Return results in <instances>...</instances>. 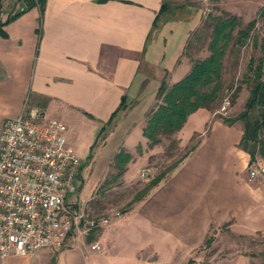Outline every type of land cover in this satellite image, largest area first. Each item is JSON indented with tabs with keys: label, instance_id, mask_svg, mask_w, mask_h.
<instances>
[{
	"label": "crops",
	"instance_id": "obj_1",
	"mask_svg": "<svg viewBox=\"0 0 264 264\" xmlns=\"http://www.w3.org/2000/svg\"><path fill=\"white\" fill-rule=\"evenodd\" d=\"M173 1L48 0L43 17L34 7L5 26L6 36L0 34V132L7 120L23 112H39L43 123L62 121L67 148L86 159L77 196L68 197V202L79 208L88 204L105 180L106 161L120 146L130 152L127 143L135 131L140 133L135 150L130 152V167L136 146L149 142L143 135L147 113L156 104L163 80L169 82L172 74L164 66L167 53L162 56L158 43L171 20L197 21V9L190 2H201L189 0L188 14L178 16ZM164 3L168 7L160 14ZM15 9H21L19 0H4L3 20ZM189 35L176 57H186L192 67L184 54ZM123 96H127L128 108L99 135ZM200 112H207V123L212 124L208 130L192 132L202 134L195 150L123 217L113 218L110 225L99 229L92 241L87 234L73 236L60 251L14 254L6 260L0 258V264H120L112 259L113 252L133 244L135 256L125 255L121 264H149L152 252L163 251L161 247L170 243L194 251L213 227L225 223H231V230H253L238 222L246 209L243 197L249 196L250 190H259L264 181H249L250 154L240 147L244 124L214 119L207 109L192 114L188 121ZM74 121L93 127L92 140L84 152L74 145ZM99 140L101 146L96 156L97 146L93 150L92 160L103 162L95 171H87L92 161L87 160L90 147ZM130 172L122 176L128 182ZM97 240L104 245L100 253L90 248ZM147 250L149 255L144 254Z\"/></svg>",
	"mask_w": 264,
	"mask_h": 264
},
{
	"label": "rangeland",
	"instance_id": "obj_2",
	"mask_svg": "<svg viewBox=\"0 0 264 264\" xmlns=\"http://www.w3.org/2000/svg\"><path fill=\"white\" fill-rule=\"evenodd\" d=\"M171 4L179 11L178 16L188 14L187 6L189 0H174ZM190 4L193 5V8L197 9V21H193L194 23H192V21L171 20L167 25V29L163 32L164 36L162 40L158 43L162 56H164L165 52L167 53L164 66L172 71L168 83H175L183 79L191 70L190 62L186 57H176L182 43H186L189 32L190 35L184 54L190 58L192 64L196 60L203 59L210 54L209 46L213 38L216 19L236 15L241 21V26L235 30L234 39L229 45L225 57V69L223 72L224 90L217 104L208 110L214 119L234 118L245 109L250 94L251 83L249 81L250 73L248 68L251 61L253 60L255 63H258L264 59V16H259L261 8L264 7V0H217L210 4L203 1H192ZM253 19H257L255 29L251 32L246 44L238 46L235 42L238 30L244 28ZM228 101L230 105H227V108L224 109ZM208 119L209 114L207 112H200L188 121L182 132L173 135L171 138H165L162 144L154 147L150 146L149 142L137 145L133 165L130 167L129 163L126 170L131 171L132 178L129 182L123 178L115 179L118 170L114 157L123 148L120 146L119 151L113 154L103 167V171H107L105 180L100 183L91 200L82 209L90 217L96 219L112 215H114L113 218L123 217L128 203L140 190L144 189L169 166L184 160L186 156L192 153H190V150L194 146H197L202 139L200 132L208 130L212 124L207 123ZM240 124L242 125V122ZM194 130L200 132L192 133ZM72 131L74 145L78 147L80 152H84L87 149L88 143L92 140L93 127L83 125L79 121H74ZM139 133L138 130L135 131L134 135L128 140L127 146L130 152L135 150V142L139 137ZM100 146L101 141L99 140L94 151L95 156ZM93 160L88 163L89 167L87 171H95L97 164L101 165L103 162L97 159L93 163ZM85 161L86 159L82 158V163ZM253 170L259 171L256 177L251 175ZM263 170L264 158L261 154H258L256 161L249 166L250 183L257 178L264 181ZM83 194H80L81 200L83 199ZM245 200L246 206L245 203L243 204L246 207L245 213L238 222L240 224H247L256 230L250 229L247 232H241L236 228L231 230L229 227L231 223H225L222 227H213L194 251L188 252L185 247H176L170 243L167 246L168 249L161 247L163 251H153L148 263L264 264V185L256 192L250 190L249 196L243 197V201ZM116 213H120V216L117 217ZM233 222L237 223L234 219ZM83 236L86 237V234H83ZM83 236L81 235V237ZM210 238L213 240L208 246L207 241ZM134 240L136 239L133 238L132 241ZM128 242L129 240H126V244ZM135 253L134 244L129 247L126 245L120 246L113 252L112 259L114 261L116 259L121 264V259H124L125 255L134 257ZM150 253L148 250L144 252L147 255ZM126 263L127 261L123 262V264Z\"/></svg>",
	"mask_w": 264,
	"mask_h": 264
},
{
	"label": "built area",
	"instance_id": "obj_3",
	"mask_svg": "<svg viewBox=\"0 0 264 264\" xmlns=\"http://www.w3.org/2000/svg\"><path fill=\"white\" fill-rule=\"evenodd\" d=\"M201 1L210 4L217 0ZM227 105L229 101L224 109ZM40 119L39 112H23L7 120L0 132L2 260L14 254L33 255L41 249L60 251L73 236L97 232L114 217L92 218L68 202L80 187L82 160L67 148L62 121L43 123ZM258 174L253 170L251 175ZM90 248L103 251L99 241Z\"/></svg>",
	"mask_w": 264,
	"mask_h": 264
},
{
	"label": "trees",
	"instance_id": "obj_4",
	"mask_svg": "<svg viewBox=\"0 0 264 264\" xmlns=\"http://www.w3.org/2000/svg\"><path fill=\"white\" fill-rule=\"evenodd\" d=\"M19 1L21 3V9L19 11L15 10L6 20H3L4 0H0V34L3 36L7 35L4 29L5 26L28 10L38 7L41 12V17L45 14L48 0ZM98 1L104 2L106 0ZM167 7V4L164 3L160 14L164 13ZM259 16H264V7L261 8ZM158 19L159 15L156 17L154 25L157 24ZM256 24L257 19H253L244 28L238 30V36L235 41L238 46H244L246 44ZM240 26L241 21L236 15L217 18L213 29V38L209 46L210 54L203 59L193 62L190 72L174 84H169L167 80H163L156 95V104L147 113V124L143 130V135L148 139L150 146L154 147L162 144L165 138H171L173 135L181 132L192 114L200 109L210 110L217 104L224 90L223 72L225 69L227 50L234 39L235 30ZM248 71L250 73L249 81L251 83V90L245 109L234 118H223V120L229 124L237 121L243 122L244 133L240 147L250 154L251 165V163L256 161L258 154H261L264 158V59L258 63L252 60ZM127 108V96H123L119 107L101 128L99 135L106 132L114 124L119 113ZM96 146L97 141L90 147V154L87 157L88 161L92 160L93 150ZM195 148L196 146L190 150V153ZM114 159L118 170L115 179L118 180L126 172L127 166L132 161L133 156L125 148H122L115 155ZM182 161L169 166L164 172L156 176L144 189L140 190L128 203L125 212L135 202L145 198ZM95 233L94 230L87 234L89 241L93 240ZM212 240V238L208 239V246Z\"/></svg>",
	"mask_w": 264,
	"mask_h": 264
}]
</instances>
